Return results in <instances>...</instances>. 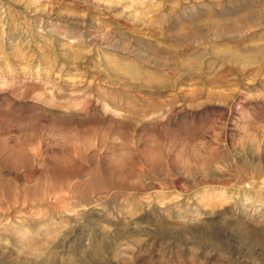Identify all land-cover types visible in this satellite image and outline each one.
I'll return each mask as SVG.
<instances>
[{
	"label": "rangeland",
	"instance_id": "rangeland-1",
	"mask_svg": "<svg viewBox=\"0 0 264 264\" xmlns=\"http://www.w3.org/2000/svg\"><path fill=\"white\" fill-rule=\"evenodd\" d=\"M195 1L0 0V264H264V23Z\"/></svg>",
	"mask_w": 264,
	"mask_h": 264
},
{
	"label": "bare ground",
	"instance_id": "bare-ground-1",
	"mask_svg": "<svg viewBox=\"0 0 264 264\" xmlns=\"http://www.w3.org/2000/svg\"><path fill=\"white\" fill-rule=\"evenodd\" d=\"M169 14L165 27L178 29L191 45H211L215 42L211 36H215L219 42L214 46L223 51L242 50L255 47L247 42L259 34L264 23V0L195 1L171 6Z\"/></svg>",
	"mask_w": 264,
	"mask_h": 264
}]
</instances>
